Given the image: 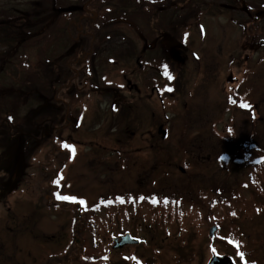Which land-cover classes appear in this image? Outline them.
<instances>
[{
  "label": "rangeland",
  "instance_id": "rangeland-1",
  "mask_svg": "<svg viewBox=\"0 0 264 264\" xmlns=\"http://www.w3.org/2000/svg\"><path fill=\"white\" fill-rule=\"evenodd\" d=\"M6 117L0 264H80L115 214L150 264H264V0H0Z\"/></svg>",
  "mask_w": 264,
  "mask_h": 264
},
{
  "label": "flooded vegetation",
  "instance_id": "flooded-vegetation-1",
  "mask_svg": "<svg viewBox=\"0 0 264 264\" xmlns=\"http://www.w3.org/2000/svg\"><path fill=\"white\" fill-rule=\"evenodd\" d=\"M81 34H87V33L82 32ZM120 216L122 215L119 214L113 215L112 217L113 219L111 223L112 230L109 231V237L108 234H105L103 232L104 229L94 228L88 231L89 234H88V240L85 241L86 242L85 249L95 248L97 251H93L91 253H89V251H86L83 255L81 254L80 264H150L147 260L143 258V254L139 253L137 255L134 249L135 247H139V246H142L143 249H145V247L147 248L148 245L146 244V239L142 235L136 234L134 229L130 225L125 224L126 221L129 220L128 217L124 218L123 216L122 217ZM116 217H118V221L121 220V224L119 227L120 229L117 228V224L115 222ZM124 236H128L132 239L137 240V243L132 241L130 242L127 241V243H123L122 245H119L122 242L121 238ZM212 238L209 237V240H211ZM104 240L105 242H107L105 248H103L102 245V242H104ZM240 246L239 245L236 246L235 244H233L230 247L240 250ZM105 250L107 252H105ZM112 251H113V256L112 259H110L108 252H112ZM213 252L216 251L214 250V248H211L210 250L211 258ZM217 255L219 256V259L222 261L221 264H235V258L233 256L231 255L225 256V255H220L218 253ZM211 258L209 259L207 264H209ZM242 259H245V257L242 256Z\"/></svg>",
  "mask_w": 264,
  "mask_h": 264
},
{
  "label": "trees",
  "instance_id": "trees-1",
  "mask_svg": "<svg viewBox=\"0 0 264 264\" xmlns=\"http://www.w3.org/2000/svg\"><path fill=\"white\" fill-rule=\"evenodd\" d=\"M53 6L51 9H47V13L44 14V16L47 18V15L49 14V16L52 17H56L58 14H60V10L54 9V2L52 3ZM55 4H56V0H55ZM91 4L86 3V6H90ZM48 7V6H47ZM82 10L80 9L78 12L80 14H82L81 12ZM24 14L27 15V17L25 15H23L26 19H29V17H37L39 20H43L42 15H35L34 13H28V12H24ZM29 21V20H28ZM84 32H87L84 30ZM87 35V34H86ZM85 34H80V37H85ZM13 117V116H11ZM41 117H47L46 115L42 114ZM14 119V118H12ZM5 120V121H4ZM4 120H0V134L3 135L0 141H4L6 142L9 138H17L19 135L23 136H28L29 133L33 132L34 128H35V123L32 125V122H29L27 124H23L25 123L23 120H16L15 122H12L11 119H9V117L4 118ZM44 126H46V124H43ZM4 157V155L2 156Z\"/></svg>",
  "mask_w": 264,
  "mask_h": 264
},
{
  "label": "water",
  "instance_id": "water-1",
  "mask_svg": "<svg viewBox=\"0 0 264 264\" xmlns=\"http://www.w3.org/2000/svg\"><path fill=\"white\" fill-rule=\"evenodd\" d=\"M68 9H73V8H68ZM68 9H63V10H68ZM163 134H165V131L162 132ZM216 227H212L209 231V236L212 237L214 232L216 231ZM122 242L119 244V245H122L123 243H126L127 240L128 241H135V240H132L130 239L128 236L126 237H122ZM221 260L219 259V257L213 252V257L212 259L210 260L209 264H221Z\"/></svg>",
  "mask_w": 264,
  "mask_h": 264
},
{
  "label": "snow or ice",
  "instance_id": "snow-or-ice-1",
  "mask_svg": "<svg viewBox=\"0 0 264 264\" xmlns=\"http://www.w3.org/2000/svg\"><path fill=\"white\" fill-rule=\"evenodd\" d=\"M165 75H169L168 72H167V67L166 66H165ZM169 78H171V77L169 76ZM169 90H171V89H169ZM64 147L65 148H70L71 146L65 144ZM59 198L62 199V200H73V199H75L74 197H68V196H59Z\"/></svg>",
  "mask_w": 264,
  "mask_h": 264
}]
</instances>
